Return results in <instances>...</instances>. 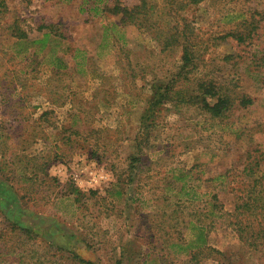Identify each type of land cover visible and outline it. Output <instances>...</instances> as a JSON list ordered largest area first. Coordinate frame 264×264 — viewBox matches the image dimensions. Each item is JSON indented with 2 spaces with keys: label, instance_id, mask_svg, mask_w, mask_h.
<instances>
[{
  "label": "rangeland",
  "instance_id": "rangeland-1",
  "mask_svg": "<svg viewBox=\"0 0 264 264\" xmlns=\"http://www.w3.org/2000/svg\"><path fill=\"white\" fill-rule=\"evenodd\" d=\"M0 3V264H264V250L242 247L226 215L244 186H264V17L241 43L224 38L242 30L224 17L247 10L243 0L179 11L198 37L197 74L212 71L252 104L226 126L166 101L150 123L143 111L155 86L178 79L180 48L161 52L128 26L124 43L99 57L101 21L88 0ZM246 6L264 15V0ZM50 24L60 61L31 43ZM20 31L28 42L17 44ZM183 183L207 195L178 199ZM192 221L215 250L196 259L171 248L189 239Z\"/></svg>",
  "mask_w": 264,
  "mask_h": 264
},
{
  "label": "trees",
  "instance_id": "trees-1",
  "mask_svg": "<svg viewBox=\"0 0 264 264\" xmlns=\"http://www.w3.org/2000/svg\"><path fill=\"white\" fill-rule=\"evenodd\" d=\"M208 1L210 0H162L159 7L156 8L155 0H138V3L133 6L122 5L117 0L112 4L103 3L102 0H88V10L93 12V17H99L101 21L102 38L97 56L101 57V53L108 43H111V47L114 48L118 44L124 43L125 29L128 26H133L142 33H148L150 38L157 42L161 52L175 48L181 49L180 66L175 74L178 79L173 77L171 82L165 86H155V91L149 97L147 108L143 111L142 120L154 123V116L161 106L166 101H176L175 103L180 106L197 107L211 120L225 123L227 126L232 125L229 120L236 108L245 109L252 104L248 95L236 94L228 84L221 83L212 71H206L201 76L197 74L198 63L194 48L197 45L198 37L192 23L180 17L178 12L184 7H197ZM249 1L251 0H243L247 10H240L224 17V20L233 19L237 22L236 26L242 28L237 34L234 33L235 31L228 32L224 38L233 37L238 42L244 43L255 34L256 24L260 19H263L264 15L262 12L247 7L246 3ZM97 2H102L103 5L98 7ZM0 4L3 5V3ZM159 12L162 15L159 16ZM256 15L260 18L255 19ZM163 17L165 18L161 21ZM225 21L231 22L230 20ZM54 27L56 26L53 24L42 25L39 29L45 30L42 38L33 39L31 43H39L41 49L47 50L43 57L45 60L60 61L61 58L56 57L57 37L60 38V35L56 33ZM12 36L16 39L17 44L28 42L30 39L21 31L12 34ZM75 52L83 53L77 49ZM233 57V55H226L224 59L229 60ZM182 80L184 84L175 85V82ZM246 170L244 168V171ZM180 181H183V178ZM242 193V196H238L240 200L235 202L233 211L226 215L230 214L229 220L241 246L250 252H260L264 250V186L260 181L253 180L250 185L244 186ZM206 195L207 193L198 194L186 183H183L177 193V198L193 202ZM206 205L210 208L212 206L210 203ZM214 214V211L209 212L211 216ZM219 216L222 217V215ZM188 225L189 239L186 242L181 240L171 244V248L176 253L189 255L191 259H196L201 254L206 255L208 252L215 251L209 246L207 229L201 221H192ZM216 252L222 254V252Z\"/></svg>",
  "mask_w": 264,
  "mask_h": 264
}]
</instances>
